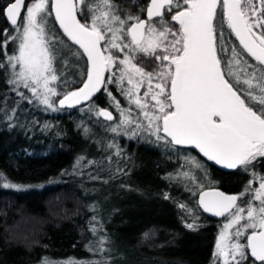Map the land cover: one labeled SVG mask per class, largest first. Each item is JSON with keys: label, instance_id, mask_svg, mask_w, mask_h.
Returning <instances> with one entry per match:
<instances>
[{"label": "snow or ice", "instance_id": "obj_1", "mask_svg": "<svg viewBox=\"0 0 264 264\" xmlns=\"http://www.w3.org/2000/svg\"><path fill=\"white\" fill-rule=\"evenodd\" d=\"M0 10L12 29L11 35L8 29L2 33L0 72L20 100L55 111L57 104L72 107L117 84L138 111L121 108L113 97L118 120L106 109L96 111L116 121L108 131L153 137L172 149L192 146L227 169L249 172L240 194L200 191L198 203L228 221L215 246L222 264H249L250 257L251 264H264V173L255 171L257 163L264 164V0H149L141 9L144 19L121 16L112 0H8ZM49 19L87 62L81 86L71 91L50 86L60 77L52 48L59 40L49 35ZM225 26L238 44L226 37ZM9 43L14 45L11 53ZM136 54L154 57L159 70L144 72L134 63ZM69 83L65 79L61 86ZM15 115V107L5 111L9 120ZM108 147L120 155L116 145ZM188 164L189 170L177 175L194 181L191 169L199 164ZM242 197H247L243 207L237 203Z\"/></svg>", "mask_w": 264, "mask_h": 264}, {"label": "trees", "instance_id": "obj_2", "mask_svg": "<svg viewBox=\"0 0 264 264\" xmlns=\"http://www.w3.org/2000/svg\"><path fill=\"white\" fill-rule=\"evenodd\" d=\"M7 2L0 0V9ZM112 2L121 16L141 19L145 18L141 9L149 4V0ZM48 26L49 35L59 40L52 45L60 77L54 85L61 92L74 90L81 86L87 62L54 20L49 19ZM4 29L12 34L0 10V41ZM225 33L238 44L226 26ZM13 47L9 43L7 52ZM134 61L146 72L159 70L154 57L136 54ZM65 79L70 83L61 86ZM113 97L125 106L119 94L109 95L101 88L84 104L57 106L54 111L20 100L0 72V264H42L45 259L51 264L211 263L224 218L204 214L197 194L209 187L240 193L250 173L241 168L227 172L192 147L172 149L153 142V137L124 134L108 135L122 154L101 168L105 154L98 149L104 127L116 121L96 111H112L118 120ZM13 107L16 115L9 120L5 111ZM124 155L130 159L121 160ZM189 160L199 164L191 169L194 181L177 175L189 170ZM260 165L255 166L258 173ZM6 183L17 187H3ZM189 223L194 227H187ZM98 247L105 251L97 252Z\"/></svg>", "mask_w": 264, "mask_h": 264}, {"label": "rangeland", "instance_id": "obj_3", "mask_svg": "<svg viewBox=\"0 0 264 264\" xmlns=\"http://www.w3.org/2000/svg\"><path fill=\"white\" fill-rule=\"evenodd\" d=\"M125 42H127L126 40H125ZM113 54L114 55H118V53L116 52V50H113ZM120 58L122 59L123 58V56L122 55H120ZM134 63L138 66V67H140V68H142L136 61H134ZM113 71H116V69H113ZM144 72H146L145 70H144ZM146 73H149V72H146ZM57 75V74H56ZM107 75H108V73H106L105 74V76H106V78H107ZM117 79H118V74H117V77H116ZM156 81L154 80L153 81V83H155ZM50 86H55L54 84L53 85H50ZM56 87V86H55ZM124 87L125 88H127L128 87V85H127V83L125 82V85H124ZM146 88H147V83H146V81H145V83H144V86L143 87H141V89H140V95L142 96L143 95V93H144V91L146 90ZM57 89V91L58 92H61L58 88H56ZM103 90H104V92H106V93H110L111 95L113 94V93H117V94H119V96L121 97V99H123V103L125 104V106L124 105H121L120 103V107L121 108H129V107H131V109H132V111H133V113H136L138 110L135 108V106L134 105H130L129 104V101L121 94V88H120V86L119 85H117V84H109V85H107V88L105 89V88H103ZM26 91V90H25ZM27 92V91H26ZM27 94L28 95H30V93H28L27 92ZM61 97H55L54 99L56 100V101H58L59 99H60ZM34 101V100H33ZM36 104H38L36 101H34ZM43 106V105H42ZM57 106H58V104H57ZM44 108H45V106H44ZM102 109V108H101ZM109 111V110H108ZM110 112H112V111H110ZM113 113V112H112ZM118 119H119V116H118ZM109 126L110 125H107L106 127H104V129H106V131H105V133H104V139H103V141H101L100 142V144H102L101 145V147H102V149L101 148H99L98 150H99V152H100V155H101V153L102 154H105V155H103L104 156V162H103V164H102V166H101V168H103V169H105L108 165H109V163L110 162H112V160H113V156H115L116 155V151H117V148H115V147H113V148H109L108 147V145L109 144H114L115 145V141H112V140H110L109 139V134H113V136L115 137V138H118L119 136H121V135H123V134H119V133H113V132H111V131H108L107 129L109 128ZM141 137V136H140ZM121 153V152H120ZM122 154V153H121ZM135 155V154H134ZM127 158H128V160L130 159V157L129 156H126V155H124V156H122L121 157V160H124V161H127ZM97 167V166H96ZM99 167V166H98ZM134 172H135V170L132 172V174H134ZM263 173V172H262ZM107 184H111V183H108L107 182ZM256 186H258V182H257V184H255L254 185V187H256ZM241 193V192H240ZM247 199V197H242L241 198V200H240V203L238 202V204L241 206V207H243L244 206V201ZM228 221H227V219L226 218H224L222 221H221V223H220V230H219V232H218V236H217V239H216V243L218 242V240H219V236H220V232L221 231H223V225L225 224V223H227ZM189 224H193V223H189ZM230 231H234V229L233 230H230ZM244 241L243 240H241V243H243ZM215 252H216V247H215V250H214V254H213V258H212V261H211V263L210 264H222V260H219V259H217L216 258V255H215ZM110 254V253H109ZM115 257H118V256H115Z\"/></svg>", "mask_w": 264, "mask_h": 264}, {"label": "water", "instance_id": "obj_4", "mask_svg": "<svg viewBox=\"0 0 264 264\" xmlns=\"http://www.w3.org/2000/svg\"><path fill=\"white\" fill-rule=\"evenodd\" d=\"M99 92V91H98ZM98 92H96L93 96H95ZM92 96V97H93ZM88 101V100H87ZM87 101H82L80 104H76V105H74V106H72V107H75V106H78V105H81V104H84L85 102H87ZM65 107H67V106H65ZM67 108H70V107H67ZM104 118V117H103ZM187 147H192V146H187ZM192 148H194V147H192ZM195 149V148H194ZM201 156H203V157H205L204 155H203V153H201L200 151H199V149H195ZM208 161H210V162H212V163H214V164H216V165H219V164H217V163H215L214 161H211V160H209L207 157H205ZM222 169H224L225 171H228V172H231V171H233V170H235V169H227V168H225L224 166H222V165H219ZM208 190H217V191H220V192H223L224 194H226V195H237L238 193L237 192H231V191H226V190H224V189H222V188H220V187H209V188H205V189H202V190H200V191H208ZM199 191V192H200ZM199 192H198V194H197V198H196V200H197V203H198V201H199ZM198 206H199V208H200V210L204 213V214H206L207 216H209V217H211V218H214V219H222V218H225V217H221V216H217V215H215L214 213H210V212H206V211H204L203 210V208H202V206H200L199 205V203H198Z\"/></svg>", "mask_w": 264, "mask_h": 264}, {"label": "flooded vegetation", "instance_id": "obj_5", "mask_svg": "<svg viewBox=\"0 0 264 264\" xmlns=\"http://www.w3.org/2000/svg\"><path fill=\"white\" fill-rule=\"evenodd\" d=\"M127 39H128V38H126L125 40L127 41ZM258 164H259V163H258ZM256 165H257V164H256ZM218 166H219V165H218ZM260 166H261L262 172L264 173V164H261ZM219 167H220V166H219ZM238 169H239V168H238ZM238 169H235V170H238ZM223 170H224V169H223ZM235 170H233V171H235ZM233 171H231V172H233ZM227 172H228V171H227ZM244 172H245V171H244ZM262 172H261V173H262ZM237 193L240 194L239 192H237ZM238 202H239V201H238ZM238 202H237V203H238Z\"/></svg>", "mask_w": 264, "mask_h": 264}]
</instances>
